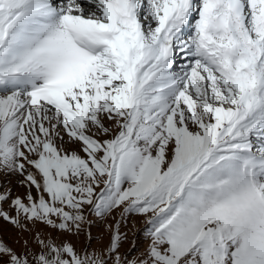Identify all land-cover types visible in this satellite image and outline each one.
Instances as JSON below:
<instances>
[{
	"label": "snow or ice",
	"instance_id": "snow-or-ice-1",
	"mask_svg": "<svg viewBox=\"0 0 264 264\" xmlns=\"http://www.w3.org/2000/svg\"><path fill=\"white\" fill-rule=\"evenodd\" d=\"M0 175V264H264V0H0Z\"/></svg>",
	"mask_w": 264,
	"mask_h": 264
},
{
	"label": "rangeland",
	"instance_id": "rangeland-1",
	"mask_svg": "<svg viewBox=\"0 0 264 264\" xmlns=\"http://www.w3.org/2000/svg\"><path fill=\"white\" fill-rule=\"evenodd\" d=\"M0 184L10 187L16 194L22 195L25 191V189L20 186L18 178L15 176L6 178L3 175H0ZM119 218V214H113V216H109L105 219L90 215L89 220L92 223L90 227L85 225V232L91 233V239L89 240L85 233H81L79 237H71V239L78 248H82L89 243L91 244L92 249L104 248L108 245L110 238V229L108 225H114ZM146 221V217L130 215L126 217L125 222L121 223L120 231L121 233L126 234L121 252H129L130 258L141 256L148 246ZM0 236H3L9 243H14L18 238H24L20 236L15 228L2 220H0Z\"/></svg>",
	"mask_w": 264,
	"mask_h": 264
}]
</instances>
